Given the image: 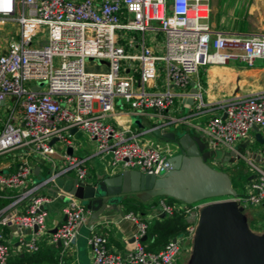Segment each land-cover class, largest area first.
<instances>
[{"label": "built area", "instance_id": "obj_1", "mask_svg": "<svg viewBox=\"0 0 264 264\" xmlns=\"http://www.w3.org/2000/svg\"><path fill=\"white\" fill-rule=\"evenodd\" d=\"M210 14L206 0H0V33L7 25L15 27L0 36V157L12 154L15 161L12 169L0 172V264H7L12 252L3 229L29 232L17 238L23 253H37L44 242L60 244L65 251L87 220L85 205L55 186L69 171L85 180L83 161L64 155L63 169L33 181L39 159L56 167V141L70 146L72 133L80 131L95 142L97 154L109 158L111 171L159 175L170 168L167 155L130 131L107 124L116 99L135 113L152 110L163 115L175 108L176 100L189 108L186 101L193 98L199 100L200 111L205 108L200 88L191 94L188 87L201 68L230 61L248 68L256 61L264 65V32H217L209 23ZM39 33L46 37L34 40ZM157 35L160 52L146 42ZM86 62L102 70L89 71ZM158 79L162 89L151 91ZM256 133L264 139V91L217 104L201 140L207 150L222 153L219 162L211 159L216 166L232 167L244 159L251 172L245 193L230 200L244 209L260 207L264 214V143L243 156L247 143H258ZM49 186L64 203V220L55 233L46 226L45 206L52 198L43 191ZM155 206L157 218L177 213L199 221L203 205L175 208L158 199ZM124 218L136 227L132 249L111 252L107 235L90 226L86 241L91 264H176L184 243L197 230L190 222L185 233L155 253L142 242L149 222L134 213Z\"/></svg>", "mask_w": 264, "mask_h": 264}, {"label": "crops", "instance_id": "obj_2", "mask_svg": "<svg viewBox=\"0 0 264 264\" xmlns=\"http://www.w3.org/2000/svg\"><path fill=\"white\" fill-rule=\"evenodd\" d=\"M230 1H218L219 6L215 18L212 21L211 17L209 18V23L214 31L222 33L264 32V26L253 29L245 26V16L249 14V0H232L235 9L232 13L224 9V6H227ZM254 1L263 4L262 8L264 9V0ZM212 10L213 8H211ZM146 42L147 45L153 47L155 52L159 51L157 48L161 46L160 35L150 36ZM136 52L139 53L138 48ZM135 78L138 81V75ZM160 83L161 79H158L156 83L158 87L152 88L151 91L162 89ZM192 88L197 90L200 88L201 101L205 107L200 111L196 110L199 100L195 101L189 108L184 107L182 101L176 100L175 108L163 115H158L152 110L135 113L130 110L128 105L123 103L117 105L118 102H115L113 111L107 116L106 122L115 129L130 131L141 142L158 147L169 158L179 153L177 146L173 142L157 138L151 133V129L159 127L164 131H180L179 133H188L201 138L204 129L203 124L205 125L206 119L213 114L217 104L235 95H248L264 91V65L261 61H256L254 66L250 68L234 61H230L226 65H208L201 68L198 74L192 77L188 91L190 92ZM69 142L70 146H67L63 141L54 143H58L55 147V155L52 157V162L56 164L55 168L49 162L38 160V163L35 164V169L38 168V170L33 178L34 182L46 179L52 169H56V171L63 169L66 165L64 155L83 161V168L87 178H90L89 181L119 173L108 168L109 158L97 154L95 142L82 132H73ZM257 144L261 145L260 143ZM239 148L240 145H237L236 149ZM14 166L15 161L12 154L0 157V172H7ZM74 176V172L69 171L58 178L56 182L59 187L68 189L69 177ZM55 191L56 188L52 186L43 191V194L52 198L51 202L45 206L47 211L46 226L51 232L64 220L62 213L64 203L55 196ZM126 200L127 203L120 202L115 209L106 210L97 220H92L93 213L88 212L87 220L80 227L75 243L67 250L63 251L60 245L53 246L46 242L41 243L40 249L44 247L54 248L58 260L57 264L59 262L62 264H91L90 248L86 240L90 233L89 227L94 226L97 231L107 235L108 247L111 252L123 254L130 251L133 247L136 227L124 216L128 213H134L141 220L148 221L149 224L155 221L160 223L163 216L156 217L158 215V209L155 206L157 201L154 203L152 202L153 199L142 202L131 196L130 199ZM209 200H213V202L202 201L204 204L199 210L200 214L207 215L203 226H199V221H191L184 217L185 223L189 226L192 222L197 230L191 239L184 244V251L180 256L178 255L176 264H264V214L262 208H253L256 209L257 218L251 220L252 218L250 219L245 209L233 204L230 197ZM170 206L178 208L182 205L172 203ZM3 234L12 247L9 260L16 256L33 255L17 249L18 236L25 235L28 237V231L5 228ZM148 239L147 244H144L146 247L153 243L154 236H150ZM162 248L163 246H154L152 252L157 253Z\"/></svg>", "mask_w": 264, "mask_h": 264}, {"label": "water", "instance_id": "obj_3", "mask_svg": "<svg viewBox=\"0 0 264 264\" xmlns=\"http://www.w3.org/2000/svg\"><path fill=\"white\" fill-rule=\"evenodd\" d=\"M190 93L196 94L197 89L192 88ZM186 103L193 105V98L187 100ZM179 132L151 130L157 138L173 142L179 151L178 154L168 158L169 170L159 175H145L139 171H122L116 175L104 176L93 181H89L90 178L78 180L75 177H69L68 189L59 187L57 182L55 186L82 202L86 210L93 213L92 220H97L110 208L115 209L128 196H133L142 202H148L157 197H169L185 205L213 198L236 197L237 192L228 174L212 168L207 163L211 159L219 162L222 153L207 150L199 136ZM255 139L260 144L264 143L259 133H256ZM55 141L53 140L51 144ZM238 151L240 152L241 149ZM68 152L70 153L69 149ZM37 170L38 168L35 169V173ZM206 217L207 215L200 214V227L206 222ZM52 232L55 233L56 229ZM145 238H142V242Z\"/></svg>", "mask_w": 264, "mask_h": 264}, {"label": "rangeland", "instance_id": "obj_4", "mask_svg": "<svg viewBox=\"0 0 264 264\" xmlns=\"http://www.w3.org/2000/svg\"><path fill=\"white\" fill-rule=\"evenodd\" d=\"M206 1L209 3L210 7L213 8V10L211 11V14H210V17H211L210 19L212 21L213 18H215L216 12L218 11V6H219L218 1L219 0H206ZM257 3L258 2L254 1V0H249V3H248V4H250L249 5V14L247 16H245L244 23H245V26L248 27L249 29L260 28V27L264 26V9L262 8L263 4L258 3V5H257ZM261 3H262V1H261ZM224 7H225L224 9H226V11L232 13V11L235 10L234 9V1L231 0L228 3V5L224 6ZM14 28L15 27H13L11 25H7V26L3 27V31L0 33V36L1 35L6 36L10 33H13L15 30ZM45 37H46V34L39 33L34 40H38V41L43 40ZM160 38H161V36H160ZM85 67L89 71H101L102 70V68H100L99 65L94 63V62H86ZM43 87H44V84H42V88ZM115 102H118L117 105L122 103V101L120 99H117V101H115ZM205 125H206V121H205ZM205 125L203 124V128L205 127ZM57 145H58V143L55 144V147ZM259 146H261V145L247 143L243 149V156L248 157L250 154L254 153L255 151H258ZM207 163L213 168H216L218 170H223L224 172H226L229 175V177L232 178V180L235 183V187L238 190V195H243L245 193V185L248 181V177L250 176L251 172L249 171L248 165L246 164L244 159L240 158V159L236 160V162L233 164L232 167H227L226 165L216 166V165L212 164L211 160H208ZM130 198H131V196L127 197V199H130ZM204 201H208V203L213 202V200H209V199L204 200ZM174 203H178V204L182 205V203H179V202H174ZM201 204H204V202L201 201ZM245 212L248 214L250 219L252 218L251 220H254L257 218L256 209L247 208V209H245ZM188 245H189V242H188ZM183 247H185V245H183ZM183 247L181 248L179 256L184 251Z\"/></svg>", "mask_w": 264, "mask_h": 264}, {"label": "trees", "instance_id": "obj_5", "mask_svg": "<svg viewBox=\"0 0 264 264\" xmlns=\"http://www.w3.org/2000/svg\"><path fill=\"white\" fill-rule=\"evenodd\" d=\"M229 178L238 195V190L235 187L234 181L231 177ZM126 199L127 198L123 199L122 202L127 203ZM158 199H165V202L168 205L178 202L177 200L169 197H157L154 198L152 202L155 203ZM187 227L188 225L184 221V216L181 214L174 213L172 216H164L160 223L155 221L148 225L145 235L146 240L143 244H147L149 240L148 238H150V236H154V241L147 246V250L152 251V247L154 246L164 247L170 239L185 233ZM57 262L56 250L54 248L44 247L39 249V251L33 255H23V257L16 256L14 259L9 260L7 264H57Z\"/></svg>", "mask_w": 264, "mask_h": 264}]
</instances>
